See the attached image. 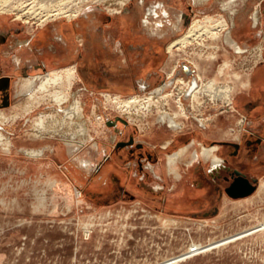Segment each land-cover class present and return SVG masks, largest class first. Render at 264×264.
<instances>
[{
    "label": "rangeland",
    "instance_id": "rangeland-1",
    "mask_svg": "<svg viewBox=\"0 0 264 264\" xmlns=\"http://www.w3.org/2000/svg\"><path fill=\"white\" fill-rule=\"evenodd\" d=\"M40 1L41 5L50 1L51 6L62 2ZM132 1L74 0L78 4L65 1L69 8L64 6V10H78L81 14L83 11L101 9L110 16H117ZM168 1L190 14L188 24L179 26L176 31V36L183 33L178 39L187 33L193 23L205 22L207 19L225 21L226 30L219 34L218 40L205 36L204 39L186 44L183 46L185 48L182 45L174 47L173 55L168 54L169 67L177 70L171 78H168L169 71L161 82L176 80L166 88L163 87L158 97L133 98V101L138 102L113 98L105 102L103 94L90 96L76 81L73 92L82 96L85 108L83 121L91 118L95 127L93 106L96 107L98 118L105 120V124L100 127L104 135L99 137L93 128L90 134L104 142L111 138L120 141L122 137L116 136L120 132L116 131L114 125L118 123L121 128H125L127 122L132 123L135 131L137 127H142V121L151 120L141 112H151L147 115L149 117L156 115L157 111L186 112L187 115L177 118L186 127V132L179 134L185 139L177 146L178 150L187 146V140L201 134L200 124L205 123L207 115L210 121L209 115L224 113L225 116L221 115V118L235 117V121L231 120L227 124V130L233 134L229 137L240 139L238 143L242 145L250 138L257 142L252 143L256 148H244L239 156H233V149L227 147L226 143L210 139L200 141L191 151H200L201 145L207 148L213 145L221 147L220 152L216 153L222 160L218 168H214L211 162L202 157L193 165L185 158L180 164L177 177L180 179L182 175V181L163 179L158 183L147 181L149 177L146 176V185L158 188L155 194L137 195L134 192V197H128L122 195L120 182H117L113 191L111 188L107 196L99 198L90 193V187L99 176V167L104 164L105 155L101 152V158L98 159L99 154L90 151L91 145L80 154L79 162L86 160L89 164L92 160L91 166L80 163L88 175L84 185L74 183L68 175L65 167L70 159L58 160L51 150L46 152L43 159L28 158L24 154L26 148L38 149L43 146L31 141L29 135L32 133V123L39 121V116L44 115L42 112L50 114L55 102H45L44 106L16 122H9L8 118L2 120L4 116L1 114L0 135L5 140L4 144L0 143V264H166L178 258L181 260L173 264H264V129H250V118L245 112L250 107L248 104L246 106V101H242L251 68L255 63L263 61V53L261 57L259 49L264 47V0H237L235 4L231 0ZM241 1L245 3L243 6H239ZM224 6L227 10H224ZM12 9L1 10L0 16L11 18L20 26L35 28L54 20L40 23L37 19H19L20 12ZM69 17L67 13L55 20L71 21ZM226 36L242 50L240 53L233 45L226 43ZM240 45L248 52L244 53L246 49ZM183 65L191 69V75L184 72ZM193 75L201 91L208 84H214L215 95L200 91L196 100L191 95L186 96ZM60 87L61 93H65L63 97H68L69 86ZM155 89L141 96H148ZM18 90L19 86L13 85L12 106H8L7 102L0 104V110L4 109L7 115L13 114L20 103H25L26 97L18 94ZM76 104L68 101L61 108L55 106V109L71 108ZM124 110H134L140 114L130 115L124 113ZM201 115L205 118H201ZM260 118L264 121V113ZM129 142L133 143V140ZM129 142H120L116 146L123 147ZM58 144L66 147L59 137L44 141L47 146ZM111 145L107 155L114 150L117 152L116 146L111 150ZM235 148L238 151L239 144H235ZM65 150L67 153V148ZM129 159L130 156L125 157L122 163L127 165ZM145 165H149V160ZM214 169L220 171L216 181L211 175ZM147 170L151 171L149 168ZM237 171L248 179L254 190L244 196L232 197L226 190L239 178ZM131 172L143 177L135 166ZM191 177L192 181L187 180ZM224 177H228V180ZM199 180L205 187L195 190L200 185ZM176 186V194H180V189L184 187L188 189L183 192L184 196L178 194L173 197L170 191ZM172 202L176 205H194L193 210L172 208L168 205Z\"/></svg>",
    "mask_w": 264,
    "mask_h": 264
},
{
    "label": "crops",
    "instance_id": "crops-1",
    "mask_svg": "<svg viewBox=\"0 0 264 264\" xmlns=\"http://www.w3.org/2000/svg\"><path fill=\"white\" fill-rule=\"evenodd\" d=\"M147 4H142L135 13L124 14L121 11L117 13V16H110L101 9L87 10L86 12L83 11L84 13L82 12L75 19H71V21L54 19L47 24L36 26L35 28H30L26 25L20 26L14 23L13 19L0 16V91L7 90L10 96V106H12L13 85L17 84L19 86L18 94L26 97L25 103H20L13 114L7 115L3 109L0 110V115L2 114L8 118L9 122H16L22 116L29 115L37 108L44 106L45 102L53 101L51 96L56 92H61L60 85L69 86L68 91L70 92L68 93V99L67 96L65 97L66 102H80L83 112L78 115L66 116L65 113L56 112L55 105H53L54 109L51 110L53 114L42 112L44 116L40 115L38 119L44 117L45 122L43 127H38L39 125L37 126L36 123L38 121H34L32 123V133L29 136L32 139L31 141L39 142L43 146L38 149L34 147L26 148L23 151L28 158H32L29 155L34 151L38 152V156H34L33 158L43 159L46 152L51 150L54 157L58 160L70 159L66 164V171L71 176L72 181L79 185H84L88 176L80 163L85 164V166H91L92 161L90 159V162L88 161L89 164L84 159L83 162H79L81 152L91 145L90 151L98 153V159L101 158L100 153H104L105 162L103 165H100L99 176L90 187V193H94V196L99 198L107 196L111 188L113 191L117 182H120L119 188L122 195H127L128 197H134V192L137 195H145V193L155 194L158 188H155L153 185L151 187L148 184L146 185V176L149 177L147 181L153 180L158 182L163 179L182 181L184 178H182V175L180 179H177V177H179L180 164L185 158V160H189V164L193 165L196 160L198 161L202 157L207 162H211L214 168H218L222 164V160L216 153L220 152L221 147L213 145L207 148L205 145H201L200 151L197 149L191 151L193 146L197 145V143L200 144V141H208L210 139L226 143L227 147L233 149V156H239L241 150L244 148H256L254 144L257 142H254L250 138L246 139L244 145H242L238 143L240 139L229 137L233 134L227 130V124L231 120L235 121V117L233 115L221 118L225 116L223 115L224 113L209 115L211 117L210 121L208 120V115L206 118L204 115H201V118H205V123L200 124L201 134H197L195 139L191 138L187 140L188 142H185L188 143L187 146L178 150H176L177 146L185 139V137L179 134L186 132L184 130L186 127L177 118L180 115H187L186 112L162 113V111H157L156 115L150 117L147 115L151 112H141L144 117L146 116L151 120L142 121V127H137L136 132L133 131L134 127H132V123L129 124L127 122L128 125L125 128H121L118 123L114 125L116 131L120 132L116 136L123 138L120 141L117 138H111L110 141L104 142L100 138H95L90 134L91 128H93L99 137L104 135L100 131V127L105 124V120L98 118L96 107L93 106L92 114L96 115L95 127L91 118L83 121L85 118V108L82 96H77L73 92L76 81L84 87L90 96L103 94L105 102H108L113 98L126 101L131 98L129 101H132L134 100L133 98L138 97L140 98L137 100L141 99V97H158L162 94L160 91L163 87L166 88L176 80L175 78L169 83L161 82L169 71L168 78H171L177 70H171V67H169L168 54L173 55L170 46L183 34L176 36L179 26L184 25V15L180 16L179 12H173V10H170V12L161 6L149 5L147 7ZM244 4L241 1L239 6H243ZM146 15L154 17L150 20L148 18L149 22L143 25L142 21ZM157 16L160 17L157 22L158 28L156 24L152 23L156 20L155 17ZM242 48L246 49L245 47ZM263 49V46L259 49L261 57L263 53V61L255 63L253 68H251L248 85L247 83L245 84L247 87L243 91L245 96H243L244 99L242 100L246 101V106L248 104L250 107L245 112L250 118V125L252 126L250 129H255V131L264 129V121L262 118L259 119L260 115L264 113ZM246 52H248L247 49L244 53ZM70 70H73L75 78L71 83H68L66 77L67 72ZM52 72H58L60 75L64 74L65 76L62 75V80H64L61 84L51 86V89L49 87L48 94L45 92L46 94L43 95V92H39L38 87L42 79L45 80L46 76ZM29 78L33 81L35 80L37 85L35 82L33 85L32 80ZM156 87L158 88L155 89ZM152 89L155 90L150 92L148 96H141ZM26 90L31 91L28 92ZM31 92L32 95H30ZM34 102L37 103L35 104ZM28 103L30 104L28 105ZM67 107H63V109H67ZM73 107H68L67 110L72 113ZM123 112L130 115L133 113L140 114L134 110L130 112L124 110ZM170 121L175 124H172ZM40 128L43 129L40 130ZM241 136L244 137L243 135ZM55 137H59L66 147L61 144L56 146L44 145V141L47 138ZM130 140H133V143H130ZM120 142L129 143L118 148L116 145L120 144ZM110 143L112 144L111 150H114L116 146L117 152L114 150L110 155H107ZM235 144H239L238 151H236ZM65 148H67V153ZM128 156H130L129 162L127 165H124L122 161ZM187 157L189 158L187 159ZM134 158L135 160L132 162ZM148 160L149 165L146 167L145 163ZM133 166L142 173L143 177H138L137 174L131 172ZM146 168H149L151 171H146ZM214 170L215 172L211 175L216 181L220 176V171ZM201 178L203 179V176ZM187 180L192 181V177ZM199 184L195 190H202L205 187L201 181ZM232 184L233 182L230 184V187ZM183 190L180 189L179 196H184L183 192L188 189L184 187ZM170 192L174 194L173 197L178 196L176 194L178 192L177 186L171 189ZM168 205L182 211L193 210L194 206L176 205L175 202Z\"/></svg>",
    "mask_w": 264,
    "mask_h": 264
},
{
    "label": "bare ground",
    "instance_id": "bare-ground-1",
    "mask_svg": "<svg viewBox=\"0 0 264 264\" xmlns=\"http://www.w3.org/2000/svg\"><path fill=\"white\" fill-rule=\"evenodd\" d=\"M2 1H4V0H2ZM2 1H0L1 3H2ZM11 1V0H10ZM21 1V0H20ZM28 1V2H27ZM45 1V0H44ZM53 1V0H52ZM56 1V0H55ZM69 2V3H72V2H74V0H62V2H60V3H58V4H55L54 6L52 5H50L51 3H50V1H49V3H48V5H46V4H43V5H41L40 4V0H24V2H19V0L18 1H16L15 2V0L14 1H11V2H9V0H8V2H7V0H5L2 4L0 3V7H3V8H0V11L1 10H6V8H9L10 9V7H11V9H12V11L13 10H17V11H19L20 12V14H19V19H20V17H26V19L28 20V19H37L40 23H42L43 21H46V20H51V19H55V18H57L58 16H62L63 14H65V15H67V13H68V15H70V17L69 18H74V17H77L78 15H80V11L78 12V10H73L74 12H71V10L70 9H66V10H64V8H66V7H64V6H67L68 7V5L66 4V2ZM77 1H79V0H77ZM81 1V0H80ZM206 1H209V0H206ZM232 2H233V4H235L236 2H238L237 0H231ZM54 2V1H53ZM83 2V1H82ZM42 3V2H41ZM74 3H77L78 4V2H74ZM73 3V4H74ZM81 3V2H80ZM66 4V5H65ZM230 4V3H229ZM50 5V6H49ZM63 5V6H62ZM75 5V4H74ZM80 5V4H79ZM232 5V4H231ZM231 5L229 6V8L231 7ZM75 6H78V5H75ZM83 6V5H82ZM70 7H71V5H70ZM232 7H233V5H232ZM69 8V7H68ZM77 8V7H76ZM72 9V8H71ZM224 10H227V7L226 6H224ZM11 11V12H12ZM16 11V12H17ZM6 12V11H5ZM8 12H10V11H8ZM18 14V13H17ZM66 17V16H65ZM254 19H255V21H256V17H254ZM30 21V20H29ZM29 21H27V22H29ZM47 22V21H46ZM38 23V22H37ZM44 24V23H43ZM42 25V24H41ZM226 27H227V24H226V22L225 21H220V22H217V21H215V20H212V19H207L205 22H195V23H193L191 26H190V28H189V30L187 31V33L184 35V36H182L180 39H178L177 41H175L171 46H170V50L172 51V49L174 48V47H178L179 45H182V47L183 46H186V44H189V43H192L193 41H198V39H204V37L205 36H208V37H211V39L213 38L214 40H218L219 39V34L222 32V31H225L226 30ZM228 34V33H227ZM226 43H229V45L231 44V45H233L234 46V49L237 51V52H241L242 50L236 45V44H233V41L230 39V37H228V36H226ZM181 47V46H180ZM183 48H185V47H183ZM190 70V69H189ZM76 72V71H75ZM191 73H192V71H191ZM62 75H64V74H62ZM62 75H60L58 72H52V73H50V74H48L47 76H46V78H45V80H43L42 79V81H41V84H40V86L38 87V90H39V92H49V87H50V89H51V86H55V85H57V84H61L62 82H63V80H62ZM45 76V75H44ZM65 76V75H64ZM38 78V77H37ZM40 78H42V77H40ZM65 78V77H64ZM67 80H68V83H71V81H73L74 80V78H75V75H74V73H73V70H70V71H68L67 72ZM29 79H31V78H29ZM32 80V79H31ZM31 80H29V81H31ZM37 81V80H36ZM35 82V80L33 81L32 80V84ZM65 82H67V81H65ZM25 83H27V82H25ZM28 83H30V82H28ZM35 84H36V82H35ZM39 84V83H38ZM67 84V83H66ZM34 85V84H33ZM37 85V84H36ZM25 86H27V85H25ZM61 86V85H60ZM59 86V87H60ZM67 86V85H66ZM70 86H71V84H70ZM188 86V85H187ZM190 86V85H189ZM191 86H192V83H191ZM191 86H190V89H189V93L186 95V96H188V95H191L192 97H194L195 98V100L197 99L196 97H197V95L199 94V92L201 91V87L199 86V84L197 83V81H196V86L195 87H192L191 88ZM36 87V86H35ZM57 87V86H56ZM26 88V87H25ZM33 88H34V86H33ZM33 88H31V89H33ZM69 88V87H68ZM189 88V87H188ZM187 88V89H188ZM205 89H203L200 93H204V94H206V93H210V94H214L215 95V92H213L214 90H215V88H214V84H212V83H210V84H208L206 87H204ZM27 89V88H26ZM36 89H37V87H36ZM59 89V88H58ZM186 90V89H185ZM26 91H28V90H26ZM31 91V90H30ZM30 91H28V92H30ZM33 91H35V90H33ZM57 91V90H56ZM59 91V90H58ZM35 93V92H34ZM186 93V92H185ZM37 94V93H36ZM45 94V93H44ZM43 94V95H44ZM48 94V93H47ZM53 94V93H52ZM63 93H61V92H56L54 95H52L51 97L53 98V102H55L56 104H55V106L56 107H59V108H61L62 107V105L66 102V98L65 97H63V95H62ZM184 94V93H183ZM30 95H32V92H31V94ZM200 95V94H199ZM33 96H34V94H33ZM64 96H65V93H64ZM218 96V95H217ZM39 97H40V95H39ZM33 98H35V97H33ZM40 99H41V97H40ZM44 99V98H43ZM67 99H68V97H67ZM131 99V98H130ZM38 100V99H37ZM42 100V99H41ZM47 100V99H46ZM120 100V99H119ZM149 100V99H148ZM152 100V99H151ZM180 100V99H179ZM39 101V100H38ZM52 101V100H51ZM129 101V100H128ZM33 102V101H32ZM124 102V101H123ZM132 102H138V101H133L132 100ZM143 102V101H142ZM146 102V101H145ZM35 103V102H34ZM37 103V102H36ZM35 103V104H36ZM151 103H152V101H151ZM158 103V102H157ZM30 103H28V105H29ZM32 104V103H31ZM32 105H34V104H32ZM32 105H30V106H32ZM41 105V104H40ZM125 106V105H124ZM131 106H132V104H131ZM137 106V105H136ZM180 106H181V104H180ZM34 107V106H33ZM32 107V108H33ZM37 107V106H36ZM139 107V106H138ZM59 108H57L56 110H57V112L58 113H65V115L66 116H73V114H81L82 112H83V109L81 108V105L79 104V102H77V104L75 105V107L74 108H72V113H71V111H69V110H61V109H59ZM123 108V107H122ZM139 109V108H138ZM148 109H149V107H148ZM147 109V110H148ZM146 110V111H147ZM149 111V110H148ZM30 112V111H29ZM70 112V113H69ZM28 113V112H27ZM69 113V114H68ZM68 114V115H67ZM41 116H44V115H41ZM53 116V115H52ZM55 116V115H54ZM47 117V116H46ZM49 117H50V115H49ZM64 117V116H63ZM56 118V117H55ZM57 118H58V116H57ZM67 118V117H66ZM50 119V118H49ZM48 119V120H49ZM2 120H6V117L4 116V118L2 119ZM1 120V121H2ZM8 120V119H7ZM40 121H38V122H36L37 123V126L38 127H43V124H44V117H41L40 119H39ZM67 120V119H66ZM58 121H60L59 119H58ZM65 121V120H64ZM68 121V120H67ZM71 121V120H70ZM73 121V120H72ZM55 122V121H54ZM61 122V121H60ZM59 122V123H60ZM172 124H175L174 122H172V121H170ZM49 123V122H48ZM50 123H52V122H50ZM57 123V122H56ZM53 124V123H52ZM66 124V123H65ZM46 125H47V123H46ZM45 125V126H46ZM61 125V124H60ZM36 126V125H35ZM52 127V126H51ZM54 127H55V125H54ZM59 127V126H58ZM44 128H46V127H44ZM48 128H50V127H48ZM41 129H43V128H40V130ZM82 129H83V127H82ZM38 130V129H37ZM39 130V131H40ZM43 131V130H42ZM45 131V130H44ZM4 140H5V138H3L1 135H0V143H2V144H4ZM10 144H11V142L8 144L9 145V147H10ZM8 147V148H9ZM9 150V149H8ZM208 153V152H207ZM31 154H33V153H31ZM31 154L29 155V156H31ZM34 156H38V154H33ZM208 155V154H207ZM33 158V157H32ZM58 187V186H57ZM251 192V189H250V186H249V182L245 179V178H241V177H239V178H237L236 180H235V182L232 184V186L227 190V193H228V195H230V196H232V197H239V196H244V195H246V194H248V193H250ZM179 260H181V259H175V260H172V261H170V262H168V263H166V264H173V263H175V262H177V261H179Z\"/></svg>",
    "mask_w": 264,
    "mask_h": 264
},
{
    "label": "flooded vegetation",
    "instance_id": "flooded-vegetation-1",
    "mask_svg": "<svg viewBox=\"0 0 264 264\" xmlns=\"http://www.w3.org/2000/svg\"><path fill=\"white\" fill-rule=\"evenodd\" d=\"M145 3L146 4L148 3L147 4V7L149 5H152V6H161L162 8H164L166 10H169V11L170 10H173V12H179L180 16L181 15H184V26H186L188 24L189 20H190V14H188L186 12H183L181 9H179L178 7H176L174 4H172L168 0H133L132 3H131V5H128L125 9L122 10V12L124 14L135 13L136 10L138 8H140V6L142 4H145ZM152 17H154V16H152V15L151 16L150 15H146L145 18H144V20L142 21V24L143 25H146L149 22L148 21V18L150 20ZM159 18L160 17H158V16L155 17L156 20L152 22V23L156 24L157 28H158V23L157 22H158V19ZM188 69H190V68L188 67ZM9 100H10V96L8 95L7 90L0 91V104L7 102L8 106H10ZM224 179L225 180H228V177H224Z\"/></svg>",
    "mask_w": 264,
    "mask_h": 264
},
{
    "label": "water",
    "instance_id": "water-1",
    "mask_svg": "<svg viewBox=\"0 0 264 264\" xmlns=\"http://www.w3.org/2000/svg\"><path fill=\"white\" fill-rule=\"evenodd\" d=\"M183 70H184V72L187 74V75H191V70H189L188 69V66L187 65H183ZM196 86V78H195V76L193 75L192 76V86H191V88L192 87H195ZM190 92V91H189ZM237 175L239 176V177H241V178H245L243 175H242V173H240L239 171H237ZM246 179V178H245ZM247 181H248V179H246ZM256 181V180H255ZM249 182V181H248ZM251 184L249 183V186H250ZM250 189H251V192L254 190V188H252L251 186H250ZM228 190V189H227ZM227 190H226V192H227ZM250 192V193H251Z\"/></svg>",
    "mask_w": 264,
    "mask_h": 264
}]
</instances>
